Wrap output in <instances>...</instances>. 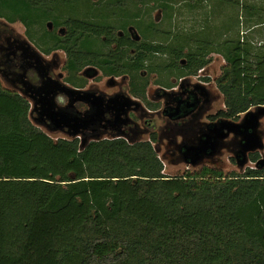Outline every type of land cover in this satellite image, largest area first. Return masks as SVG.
<instances>
[{
  "label": "trees",
  "instance_id": "trees-1",
  "mask_svg": "<svg viewBox=\"0 0 264 264\" xmlns=\"http://www.w3.org/2000/svg\"><path fill=\"white\" fill-rule=\"evenodd\" d=\"M88 1L0 0V16L41 25L51 45L67 51L75 84L85 85L78 72L95 64L104 76L129 75L133 94L143 96L144 70L171 64L179 77L197 74L218 52L226 60L216 78L220 115L235 120L264 106V39L254 35L264 30V4H245V34L231 8L224 37L193 39L178 33L180 21L176 30L164 27V17L204 11V0H97L79 14ZM48 21L66 35L48 31ZM164 33L168 41L157 42ZM29 111V101L0 82V264H264V149L249 155L255 167L168 176L154 137L83 145L77 136L54 138Z\"/></svg>",
  "mask_w": 264,
  "mask_h": 264
},
{
  "label": "flooded vegetation",
  "instance_id": "flooded-vegetation-1",
  "mask_svg": "<svg viewBox=\"0 0 264 264\" xmlns=\"http://www.w3.org/2000/svg\"><path fill=\"white\" fill-rule=\"evenodd\" d=\"M49 22L53 23L52 27L47 24ZM18 24L23 26L22 31L18 30ZM36 25L37 23L28 26L22 20L11 21L6 16H0V77L6 84L3 86L20 93L29 101L30 118L38 126L52 133L69 136L76 132L81 142L120 137L134 142L143 140L141 138L147 134L149 137L145 139L155 138L153 145L156 143L159 148L165 149L167 154L178 153L185 162L184 153L189 147L200 146L208 137L213 139L219 135L213 128L215 125L221 126V122L226 120L219 113L222 108L207 114L206 120L203 118L204 112L211 108L210 102L217 99V94L208 87L212 80L209 71H204L207 66L203 68L204 73L199 71L200 73L182 77L176 74L175 65H163L159 70H155L159 80L154 89L153 100L148 96L149 83L145 95L133 94L131 78L127 74L105 76L109 89H99L97 81L103 73L95 64H88L78 72L79 77L86 80L85 85L81 86L80 83L75 84L69 80L71 73L67 68L68 53L63 46H42L34 41V36L29 31H33ZM46 27L48 31L62 36L67 32L64 25L56 28L53 21L46 22ZM128 32V38L140 45L142 39L138 30L129 26ZM119 34L126 37L122 30ZM170 37L167 33L160 34L156 41L167 42ZM111 46L116 48L117 43H112ZM132 51L135 49L132 48ZM162 51L169 57L167 53H170V50ZM180 62L182 65L187 64L186 59H181ZM141 74L143 78L149 76L147 70ZM125 80H128V90L124 86ZM213 81L216 85V79ZM47 86H50L47 90L51 91L48 95L46 90H43V87ZM71 89L79 90L80 93H72ZM51 95L55 104L49 108L48 105L44 106V102ZM98 96L103 99L99 108L94 102ZM97 110L101 111V114H86L88 111ZM58 111H63L66 121L60 120L57 124V120L61 119L59 115L55 117ZM73 112L80 117L71 119ZM245 114L239 119L229 120L242 122ZM243 137L245 135L238 130L224 138H215L214 150L208 149L201 161L214 156L223 148L234 151L237 161L240 160Z\"/></svg>",
  "mask_w": 264,
  "mask_h": 264
},
{
  "label": "rangeland",
  "instance_id": "rangeland-1",
  "mask_svg": "<svg viewBox=\"0 0 264 264\" xmlns=\"http://www.w3.org/2000/svg\"><path fill=\"white\" fill-rule=\"evenodd\" d=\"M223 1H226V0H204V3H203L204 11L201 8H197L191 11L187 7H184L181 9V14L179 16L180 18L173 17V18L168 19V17L167 18L164 17V20H165L164 27L168 26V28L171 27L173 30H176V24H178L180 21L181 24H178L177 28L181 32L178 31V33H181V34L188 33L192 37H194L193 39H214V38H219L220 36L224 37L222 32L225 29L226 25L225 24L223 25V21L227 19V16H225L224 13L225 11L232 10L231 8H233L232 22L234 23V20L238 22L236 17L239 18V23H241L240 31L242 34L243 33L245 34L248 32V29H246L244 23H245L247 16L249 15L248 10L245 8V4L255 3L259 5L257 9H260V5L264 4V0H239V4L236 7H234L232 3L224 2L223 4ZM95 2H97V0H91V1H88L87 3L83 2L84 8L80 9L79 7V11L77 12H80L79 14H81L82 12H85V8L89 7V5L91 4L93 6ZM258 13H261V10H259ZM262 14H264V12H262ZM152 15L154 17H157V19L163 18L162 13L159 10H155L152 13ZM262 19L264 20V15H262ZM17 28L19 31H22L24 29L23 26H21L20 24H18ZM43 30H44L43 27L37 24L36 28L30 33L33 34L34 41L37 44L42 45V46H49L53 43L52 35L47 34L48 32H43ZM254 35H255L256 40H263L264 30L262 32L256 31ZM262 43L264 45V42ZM214 53L215 54L213 55V59L211 63L207 66L206 70L204 71H209V73L211 74L212 82L208 84V87L213 93L217 94V99L215 101L210 102L212 104L211 108L207 112H204L203 118H205V120L207 119L206 117L207 114H212L216 112L218 109L224 107V97L221 94V92L218 90V88L216 87L213 80L216 79L221 74L222 67L225 64V60L222 58V56L218 52H214ZM202 73L204 72L202 71ZM148 75H149L148 76L149 78L148 96L151 100H153L154 89L156 88L157 80L159 79L157 75L155 74V71H150ZM194 80L198 81L199 79H194ZM106 81H107L106 77L101 74V76L98 78V81H97L99 83L98 88L102 90L109 89V86L106 84ZM0 82L2 83V85L5 84L1 77H0ZM124 86L128 90L129 88L128 80H125ZM210 103L207 105V107H209ZM34 123L38 125L36 122ZM41 128L47 131L54 138L70 137L67 134L52 133L43 127ZM258 132L260 136L262 137V139L264 140V116L261 117ZM148 137L149 135L145 134L141 139H145ZM154 145L157 151L159 152V156L164 161L165 174L168 176L184 175L187 172L193 173L195 171H198L202 166H210V167L219 168L225 171L226 173H230L231 171H236V170L239 171L241 168L240 163L238 161L234 162L232 160V157H236V154L231 149L223 148L221 151L216 153L214 156L206 158L202 160L201 162H199L197 165L192 166L186 163L182 157H179L178 153H175L174 155H171L170 153L167 154L165 149L159 148L156 143H154ZM251 153L252 152L248 154V157ZM255 164L256 163L249 162L248 165L255 167Z\"/></svg>",
  "mask_w": 264,
  "mask_h": 264
},
{
  "label": "water",
  "instance_id": "water-1",
  "mask_svg": "<svg viewBox=\"0 0 264 264\" xmlns=\"http://www.w3.org/2000/svg\"><path fill=\"white\" fill-rule=\"evenodd\" d=\"M48 25L50 27L53 26L52 22H49ZM50 86L47 87H43V90H46V94L48 95L51 91H48L47 89ZM72 93H80L79 90H75V89H71ZM51 94V93H50ZM103 99L98 96L97 98H95L94 102L96 103V107L99 108L100 106H102V101ZM54 97L53 95H51L50 98H48L45 102H44V106L48 105L49 108H52L54 106ZM94 107V104H92V108ZM91 112L99 115L101 114L99 110L97 111H88L86 114H91ZM60 116L61 119L57 120V124L58 122H60V120H64L66 121V119L64 118V113L63 111H58L57 113H55V117ZM264 116V106H259L253 110H249L246 112L245 114V119L242 122H235V121H231L229 119L223 120L221 122V126H216L213 128V130L215 132H217L219 135H217L215 138H224L226 136H228L231 132L233 131H242V133L245 135V137H243L242 139V146H243V150L241 153L242 158L240 160H238V162L240 163V167L245 166L248 162H249V158H248V154L250 152H254L257 150H263L264 149V140L262 139V137L258 134L257 129L259 128L260 125V120L261 117ZM80 115L77 113L73 112V117L71 119H76L79 118ZM69 121V119H68ZM71 136H77V133H73ZM98 138V137H97ZM215 138L211 139L210 137H208L207 139H205L204 141H202L200 146H196V147H189L185 153V159L186 162L190 163L191 165H197L201 159L204 158V155L207 153L208 149H212L214 150V141ZM87 143V141L83 140L82 144L85 145ZM212 152V151H211ZM210 152V153H211ZM262 162H264V159L261 160Z\"/></svg>",
  "mask_w": 264,
  "mask_h": 264
},
{
  "label": "built area",
  "instance_id": "built-area-1",
  "mask_svg": "<svg viewBox=\"0 0 264 264\" xmlns=\"http://www.w3.org/2000/svg\"><path fill=\"white\" fill-rule=\"evenodd\" d=\"M214 54H215L214 52L210 54V57H212V59H213V55H214ZM219 54H220V53H219ZM220 55H221V54H220ZM221 56H222V55H221ZM222 58L225 60V58H224L223 56H222ZM211 61H212V60H211ZM210 63H211V62H210ZM225 64H226V60H225ZM225 64H224V65H225ZM222 68H223V67H222ZM203 70H204V69H201L200 72H202ZM200 72H199V73H200ZM221 72H222V71H221ZM159 158L162 160V158H161L160 156H159ZM162 161H163V160H162ZM163 163H164V161H163Z\"/></svg>",
  "mask_w": 264,
  "mask_h": 264
}]
</instances>
